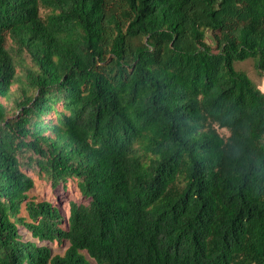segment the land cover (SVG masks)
I'll return each instance as SVG.
<instances>
[{"label": "trees", "instance_id": "1", "mask_svg": "<svg viewBox=\"0 0 264 264\" xmlns=\"http://www.w3.org/2000/svg\"><path fill=\"white\" fill-rule=\"evenodd\" d=\"M249 58L264 0H0V264H264ZM24 167L87 204L30 200Z\"/></svg>", "mask_w": 264, "mask_h": 264}, {"label": "rangeland", "instance_id": "2", "mask_svg": "<svg viewBox=\"0 0 264 264\" xmlns=\"http://www.w3.org/2000/svg\"><path fill=\"white\" fill-rule=\"evenodd\" d=\"M41 13L43 14V11ZM233 66L236 71L245 73L252 83L257 87L264 81V76H262L255 69L253 60L250 58L244 61H236L234 62ZM219 133L224 136L228 135L226 130H219ZM24 171L32 178L34 182V188L28 193V198L30 200H34L35 202H50L61 210L64 217H67L68 215L69 203L71 201L87 204L88 201L80 195L75 180L70 179L66 184H61L53 188L48 182L38 177L36 171L33 169L24 167ZM20 215L26 216L24 208H22ZM19 232L24 240L34 241L31 235L22 226H19ZM38 244L47 245L51 248L53 254H63L65 250V245H60L57 243L38 242ZM88 259L91 264H95L92 259Z\"/></svg>", "mask_w": 264, "mask_h": 264}, {"label": "crops", "instance_id": "3", "mask_svg": "<svg viewBox=\"0 0 264 264\" xmlns=\"http://www.w3.org/2000/svg\"><path fill=\"white\" fill-rule=\"evenodd\" d=\"M258 88L264 93V81L258 85Z\"/></svg>", "mask_w": 264, "mask_h": 264}]
</instances>
